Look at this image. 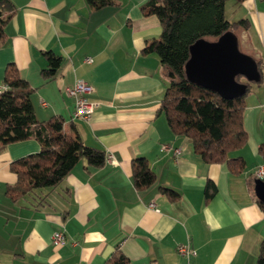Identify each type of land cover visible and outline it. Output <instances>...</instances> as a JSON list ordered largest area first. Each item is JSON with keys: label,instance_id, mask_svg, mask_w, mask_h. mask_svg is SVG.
Masks as SVG:
<instances>
[{"label": "crops", "instance_id": "crops-1", "mask_svg": "<svg viewBox=\"0 0 264 264\" xmlns=\"http://www.w3.org/2000/svg\"><path fill=\"white\" fill-rule=\"evenodd\" d=\"M113 1L97 8L86 0H12L15 12L0 45V84L6 64L13 63L36 88L31 102L38 119L62 115L68 133L113 158L89 170L78 162L64 179L69 193L53 192L51 205L34 206L10 202L4 186L15 181L9 162L40 144H7L0 151V264H103L116 245L130 264H256L264 216L248 181L264 163L258 153L264 143V0L239 5L250 22L242 29L248 41L242 51L263 64L262 80L246 97V142L233 152L246 161L241 173L203 162L189 139L174 135L156 115L168 75L157 54L142 48L160 33L158 18L142 13L146 0ZM44 50L62 58L48 81L41 75ZM76 79L92 86L89 97L97 102L87 119L72 117L74 99L65 92ZM138 156L156 175L143 190L131 176V160ZM207 180L216 192L204 201ZM159 186L179 198L169 200ZM55 230L64 231V244L52 243ZM184 243L194 254L177 251Z\"/></svg>", "mask_w": 264, "mask_h": 264}, {"label": "trees", "instance_id": "trees-1", "mask_svg": "<svg viewBox=\"0 0 264 264\" xmlns=\"http://www.w3.org/2000/svg\"><path fill=\"white\" fill-rule=\"evenodd\" d=\"M93 7L114 4L113 0H86ZM244 0H233L239 6ZM225 0H146L140 5L144 15H155L160 24L158 36L143 46L142 53L154 52L168 75V84L160 99L156 115H162L176 136L189 139L192 150L205 163H225L231 173H241L246 161L241 155H232L247 139L243 127V111L252 83L262 80L263 64L256 60L258 78L246 81L237 75L236 80L245 82L243 94L228 98L218 92L191 82L185 72L190 45L199 38L215 39L226 31L249 28V19L241 17L229 21L224 12ZM15 12L12 0H0V45L6 38L5 28ZM46 66L41 69L44 81L52 79L61 65L62 58L52 50H44ZM0 92V151L10 143L35 139L38 151L30 152L9 162V170L15 181L4 186V195L10 202L34 206L51 205L50 195L69 193L64 179L80 161L86 169L98 168L106 160V153L99 146L83 143L78 135L64 129L62 115L53 114L38 119L31 102L36 89L24 79L13 63H7ZM264 161V143L258 146ZM259 165V164H258ZM131 176L136 189L152 186L156 175L148 160L138 156L131 160ZM253 175L249 184H254ZM169 200L175 201L179 193L159 186ZM216 192L213 181L207 180L204 201ZM264 216V203L257 200ZM103 264H130V259L119 246L105 258ZM150 264H156L151 262ZM256 264H264V234L259 243Z\"/></svg>", "mask_w": 264, "mask_h": 264}, {"label": "water", "instance_id": "water-1", "mask_svg": "<svg viewBox=\"0 0 264 264\" xmlns=\"http://www.w3.org/2000/svg\"><path fill=\"white\" fill-rule=\"evenodd\" d=\"M185 72L191 82L228 98L245 92L246 83L236 80L237 75L246 81L258 78L256 60L239 49L237 36L232 31H226L215 39L195 40L189 47ZM254 191L264 202V179H254Z\"/></svg>", "mask_w": 264, "mask_h": 264}, {"label": "built area", "instance_id": "built-area-1", "mask_svg": "<svg viewBox=\"0 0 264 264\" xmlns=\"http://www.w3.org/2000/svg\"><path fill=\"white\" fill-rule=\"evenodd\" d=\"M85 60L87 62H91V57H86ZM5 89L4 84H0V92ZM92 91V86L88 84L86 81L82 79H76L72 85L65 87V92L67 95L71 96L74 99V107L72 112L73 118H83L87 119L92 114L97 102L92 100L89 97V94ZM162 150L169 149V146L166 144L162 145ZM174 152H177L178 149L174 148ZM112 154H107L106 159L110 160L112 159ZM255 175L258 178H264V163H260L255 168ZM51 241L54 245H62L66 241L65 233L63 230H55L51 234ZM177 251L185 255L186 257H189L190 255L194 254V249L191 247L189 243L184 244H178L177 245ZM191 264V263H187Z\"/></svg>", "mask_w": 264, "mask_h": 264}, {"label": "rangeland", "instance_id": "rangeland-1", "mask_svg": "<svg viewBox=\"0 0 264 264\" xmlns=\"http://www.w3.org/2000/svg\"><path fill=\"white\" fill-rule=\"evenodd\" d=\"M224 12H225V17L229 21L236 20L238 18L243 17L242 14V9H240L239 6H237L233 0H225V5H224ZM242 29L241 27L236 28L233 32L236 34L237 39H238V45L239 49L242 50H247L248 48V41H246L243 36H242ZM256 83L251 84V89L255 86ZM233 155V153H232Z\"/></svg>", "mask_w": 264, "mask_h": 264}]
</instances>
